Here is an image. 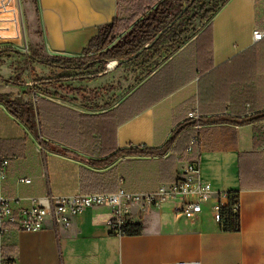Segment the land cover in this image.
Instances as JSON below:
<instances>
[{"label":"crops","instance_id":"0c3cea01","mask_svg":"<svg viewBox=\"0 0 264 264\" xmlns=\"http://www.w3.org/2000/svg\"><path fill=\"white\" fill-rule=\"evenodd\" d=\"M23 1L27 29L34 33L31 43L40 44L51 60L62 62L85 58V50L101 30L115 20L134 16L129 7L136 2ZM210 23L212 32L200 41V54L194 47L180 61V67L188 72L187 80L120 124L118 114L112 112ZM210 23L124 97L115 89L119 74L116 61L107 65L99 62L106 71L95 80H90L83 67L76 78L60 80L67 69L50 67L44 72L56 78L41 81L45 84L41 91L17 81H0V86H15L0 90V100L32 115L29 128L0 103V160L10 161L7 177H0V195L13 200L17 211L29 209L35 200L47 196L65 198L119 189L155 192L175 182L188 164L196 162L203 180L215 192L203 204L202 213L190 221L175 212L178 200L145 211L134 205L128 219L142 226L139 235L112 233L107 223L113 215L108 207L88 209L71 218L67 227L57 226L48 217L40 231L12 229L5 236L0 232V248L9 264H264V119L245 125H202L197 134L199 147L179 152L170 165L164 161L171 151L162 158L124 155L110 159L118 151L164 146L175 137L177 128L189 122V113H199V93L203 98L199 115L204 119L264 113V38L255 42L253 36L254 30L264 33V0H228ZM202 76L205 78L199 87ZM71 87L77 94L70 98ZM86 91H94L100 100L93 107L83 101ZM44 143L71 155L53 151ZM21 178L32 182L20 183ZM231 191L237 192L240 202L237 232L221 229L212 211L219 200L228 204L227 199L217 196Z\"/></svg>","mask_w":264,"mask_h":264},{"label":"trees","instance_id":"16d2710c","mask_svg":"<svg viewBox=\"0 0 264 264\" xmlns=\"http://www.w3.org/2000/svg\"><path fill=\"white\" fill-rule=\"evenodd\" d=\"M195 1L200 0H136L137 13L134 14L128 20H115L109 26L101 30L100 34L94 38L87 50H85L86 57L75 60L79 64L90 60L93 63L100 62L103 65H107L112 61H119L129 59L124 64H129L140 59V57L146 53H149L162 39L159 38L152 47L145 48V46L151 44L160 32H164L162 36H168L176 34L177 26L175 20L185 12V6L194 5ZM228 1V0H227ZM227 1L221 6V8L227 3ZM220 10V9H219ZM218 10V11H219ZM209 11V10H208ZM207 11V12H208ZM216 11V13L218 12ZM215 13V14H216ZM183 17V16H182ZM141 18V19H140ZM139 20V21H138ZM210 23V22H209ZM179 24V27L182 25ZM212 32V24L197 37L185 50H183L177 57L166 64L161 70L155 73L149 80H147L139 89H137L128 99H126L116 111L119 117V123H125L132 119L135 115L141 113L152 104L158 102L169 94L173 93L179 88L185 80H187V70L180 67V61L182 58L191 52L196 47L200 54V41ZM126 33L122 38L118 40L121 34ZM202 47V45H201ZM203 50V49H202ZM141 51L140 54H138ZM15 50L6 48L0 50V58L14 53ZM92 53L95 55L90 56ZM200 58V56H199ZM198 58V60H199ZM30 60L41 61L35 54L31 52ZM74 61L62 62L61 60H52L51 62L42 61L49 67L61 68V69H79L81 66H73ZM183 66V65H182ZM185 67V66H184ZM206 76V75H205ZM205 76H202L199 80V87L204 81ZM4 80L0 77V81ZM0 103H4L10 113L18 120L22 121L27 127L32 128V115L29 110L19 112L18 108H15L14 104L0 100ZM203 111V98L199 93V113ZM224 111V109H220ZM88 118H94L96 116H87ZM264 119V113L256 115V117L246 118H227V117H213L211 119L200 118V125L218 124V123H232L236 125H245L257 120ZM196 121L189 120L186 124L180 126L175 131V137L169 140L164 146L160 148H139L118 151L110 159H117L124 155L127 156H141V157H159L162 158L167 155L168 152H172L164 163L170 165L174 163L176 154L179 152L184 153L190 144L191 139L196 136L200 130L195 129ZM193 127V128H189ZM189 129L188 131H186ZM186 131V132H185ZM181 135L179 140L177 138ZM177 141V142H176ZM176 144V145H175ZM45 147L59 152L64 155H71L68 150L60 149L54 145L44 143ZM175 145V146H174ZM174 146V147H173ZM162 161V159L160 160ZM93 165H96L95 163ZM229 203L224 208L219 226L221 229L229 232H237L240 230V216L239 213H235L232 209L236 201L239 200L237 192H228ZM123 231L125 235H139L142 232V226L140 224H133L128 222Z\"/></svg>","mask_w":264,"mask_h":264},{"label":"built area","instance_id":"2783aa9c","mask_svg":"<svg viewBox=\"0 0 264 264\" xmlns=\"http://www.w3.org/2000/svg\"><path fill=\"white\" fill-rule=\"evenodd\" d=\"M254 41L260 42L264 33L254 30ZM20 40V41H18ZM0 44L16 47L20 45L24 52L30 50L27 21L23 0H0ZM14 45V46H13ZM189 120L196 121L195 129L202 127L199 123L198 111L189 113ZM264 131V128H263ZM199 147V137L194 136L187 147L188 152ZM8 159L0 160V177L5 179L9 169ZM20 183L30 184L31 179H19ZM215 192L210 183L202 178L199 162L190 163L181 172L180 177L169 185L160 186L155 192L131 193L119 189L114 193L80 194L72 197L55 198L47 196L35 200L29 209L17 211L13 200L0 195V232L5 236L12 229L18 231L36 232L44 228L48 217H51L57 226L67 227L71 218L82 214L88 209L108 207L112 211V219L107 223L112 233L124 236L123 227L130 222L131 210L134 205H140L141 210L159 207L171 200H178L180 205L175 207V212L186 220L196 219L203 211V204L208 202ZM224 197L228 200V193L219 194L218 199ZM228 205V204H227ZM220 200L212 208L214 219L221 221L224 208L227 207ZM235 213L240 212L239 200L232 207ZM0 264H9L0 248ZM177 264H188L180 262Z\"/></svg>","mask_w":264,"mask_h":264},{"label":"rangeland","instance_id":"374dc122","mask_svg":"<svg viewBox=\"0 0 264 264\" xmlns=\"http://www.w3.org/2000/svg\"><path fill=\"white\" fill-rule=\"evenodd\" d=\"M226 1L227 0L195 1L194 5H189L183 15L181 14L175 20V25L177 26L175 32L176 34L161 36V42L152 48L149 53L142 55L139 60L129 64H120L116 71L119 72L117 85L115 87L118 96L124 97L130 92V90L134 89L138 84L143 82L148 75L157 70L166 60L171 58L179 49L188 44L195 37V35L211 21L216 11L221 9V6ZM136 5H138L137 2H135L134 5H130L129 10L131 11V15L137 13ZM179 24H181L182 27H179ZM33 36L34 33L28 31V38L30 42L29 53L24 52L22 47L18 44L16 47H11V45L7 44H0V50L6 48L15 50L14 53L7 54L0 58V77L5 79V81L9 80V83H11V81H17V84H26L29 86V88H34L35 86V88H38L41 91L45 90V84H42L41 81L49 80L50 78L55 79L56 76L54 74L49 76L47 75V72H44L50 71L51 69H49L50 67H48L46 64H43L42 61L51 62L52 60L45 54L40 44L37 43V45L35 43H31L34 42L32 40ZM31 52L35 54L41 61L30 60L29 58ZM72 64L73 66L79 65L85 68L86 73H88L90 76V80L101 78L103 73L106 71V69L103 68L99 62L93 63L90 60H87L81 64L75 61ZM42 71L44 73H42ZM65 72L66 73L63 72L64 75H60L63 77L57 78L60 80H72L77 77L76 74L78 69H67ZM34 83H36L38 87H36ZM129 84L130 87L128 86ZM13 88H15L14 85L0 86V90L3 92L4 90H12ZM70 90H72V87L68 90L69 97L71 98L72 95L75 96L77 93L74 89L72 91ZM96 95L97 94L94 91L84 92L82 94L84 103L93 107L96 102L100 101ZM203 173L205 174V170H203ZM219 181H223L222 177H219Z\"/></svg>","mask_w":264,"mask_h":264},{"label":"water","instance_id":"95a60500","mask_svg":"<svg viewBox=\"0 0 264 264\" xmlns=\"http://www.w3.org/2000/svg\"><path fill=\"white\" fill-rule=\"evenodd\" d=\"M186 8H187V6H185L184 10H186ZM163 34H164V32H160V33L158 34V36L155 38V40H154L151 44L145 46L144 49L152 47V45H153L155 42H157V41L159 40V38H160ZM140 53H141V51H140L138 54H140ZM128 61H129V59L119 60V61H117V64H118V65H120V64H124V63H126V62H128Z\"/></svg>","mask_w":264,"mask_h":264},{"label":"bare ground","instance_id":"6f19581e","mask_svg":"<svg viewBox=\"0 0 264 264\" xmlns=\"http://www.w3.org/2000/svg\"><path fill=\"white\" fill-rule=\"evenodd\" d=\"M112 66H115V64H114V65H112Z\"/></svg>","mask_w":264,"mask_h":264}]
</instances>
